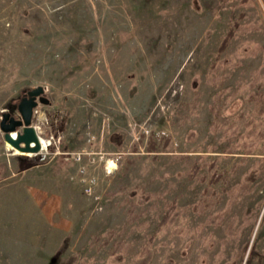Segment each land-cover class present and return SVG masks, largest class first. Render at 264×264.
Here are the masks:
<instances>
[{
	"label": "rangeland",
	"instance_id": "374dc122",
	"mask_svg": "<svg viewBox=\"0 0 264 264\" xmlns=\"http://www.w3.org/2000/svg\"><path fill=\"white\" fill-rule=\"evenodd\" d=\"M38 86L0 264H264V0H0V117Z\"/></svg>",
	"mask_w": 264,
	"mask_h": 264
},
{
	"label": "water",
	"instance_id": "95a60500",
	"mask_svg": "<svg viewBox=\"0 0 264 264\" xmlns=\"http://www.w3.org/2000/svg\"><path fill=\"white\" fill-rule=\"evenodd\" d=\"M27 97H23L17 104L18 118L3 112L0 117V131L3 140L12 149L24 153L37 154L41 150L39 136L33 125V112L37 105L49 104V100L44 96V88L38 86L26 92Z\"/></svg>",
	"mask_w": 264,
	"mask_h": 264
},
{
	"label": "crops",
	"instance_id": "0c3cea01",
	"mask_svg": "<svg viewBox=\"0 0 264 264\" xmlns=\"http://www.w3.org/2000/svg\"><path fill=\"white\" fill-rule=\"evenodd\" d=\"M32 198L35 202V204L42 208V209H52L54 208V203L55 201L53 200L54 198L47 197L45 193L42 191H36L32 193Z\"/></svg>",
	"mask_w": 264,
	"mask_h": 264
},
{
	"label": "bare ground",
	"instance_id": "6f19581e",
	"mask_svg": "<svg viewBox=\"0 0 264 264\" xmlns=\"http://www.w3.org/2000/svg\"><path fill=\"white\" fill-rule=\"evenodd\" d=\"M39 142H40V145H41V150L44 149L47 145V141H45L44 139H42L41 137H39ZM7 147L9 149H11L10 145L7 144ZM14 150V153L15 154H20L21 152L17 151L16 149H13ZM115 165L113 164V162H109L108 163V168H114Z\"/></svg>",
	"mask_w": 264,
	"mask_h": 264
},
{
	"label": "built area",
	"instance_id": "2783aa9c",
	"mask_svg": "<svg viewBox=\"0 0 264 264\" xmlns=\"http://www.w3.org/2000/svg\"><path fill=\"white\" fill-rule=\"evenodd\" d=\"M84 183H85L84 193L87 195H91L92 194L93 179H86Z\"/></svg>",
	"mask_w": 264,
	"mask_h": 264
},
{
	"label": "flooded vegetation",
	"instance_id": "af4514ba",
	"mask_svg": "<svg viewBox=\"0 0 264 264\" xmlns=\"http://www.w3.org/2000/svg\"><path fill=\"white\" fill-rule=\"evenodd\" d=\"M23 97H27L26 93L19 99V101L23 98ZM18 101V102H19Z\"/></svg>",
	"mask_w": 264,
	"mask_h": 264
}]
</instances>
